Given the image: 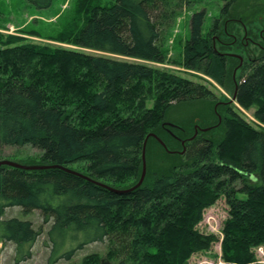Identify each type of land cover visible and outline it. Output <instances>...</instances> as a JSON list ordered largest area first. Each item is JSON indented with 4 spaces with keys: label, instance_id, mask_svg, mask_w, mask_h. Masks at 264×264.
Wrapping results in <instances>:
<instances>
[{
    "label": "trees",
    "instance_id": "1",
    "mask_svg": "<svg viewBox=\"0 0 264 264\" xmlns=\"http://www.w3.org/2000/svg\"><path fill=\"white\" fill-rule=\"evenodd\" d=\"M27 2L43 11L53 0ZM228 5L206 33L205 11L192 14L182 65L220 87L228 82L233 102L252 111L254 126L231 106H216L214 124L203 129L164 126L176 105L216 101L203 84L130 61L167 63L164 39L188 7L183 0H75L70 22L47 38L77 50L0 35V161L56 166L0 165V244L14 245L16 263L31 258L41 230L30 221L4 219L13 207L37 211L49 225L43 241L47 264L70 262L94 243L105 244L106 264H188L216 243L221 264H260L264 42L247 60L216 49L214 37ZM7 147H30L38 154L12 161L2 157ZM152 147L166 161L148 167L135 187L142 154ZM220 199L228 211L219 240L199 223ZM81 264L102 263L94 254Z\"/></svg>",
    "mask_w": 264,
    "mask_h": 264
},
{
    "label": "rangeland",
    "instance_id": "2",
    "mask_svg": "<svg viewBox=\"0 0 264 264\" xmlns=\"http://www.w3.org/2000/svg\"><path fill=\"white\" fill-rule=\"evenodd\" d=\"M177 2V0H173ZM188 7L176 16L174 23L163 43V49L167 57V63L157 64L149 61L130 60L144 64L146 66L169 72L188 80L205 85L215 95L216 101L198 102L192 104L176 105L169 112L165 119L164 126L170 125H190L191 129H203L215 122L214 110L216 106H231L235 112L242 115L244 120L251 125H257L253 118L252 111H244L238 105L232 102V89L228 82L227 88L220 87L203 77L201 74L190 72L182 65V53L189 36V23L192 14L201 10L205 11L202 24V32L206 33L211 29L214 21L219 19L224 6L228 5V14L220 19L217 36L214 37L216 49L220 52H229L243 60L255 57L264 42V0H183ZM75 0H53L49 9L37 11L31 7L27 0H0V35L13 36L23 40V43H32L38 45H48L64 49L77 50L68 44H61L47 37L54 35V32L60 31L62 26L70 22L73 14ZM38 32L40 36H34L28 32ZM248 32L251 33L247 37ZM257 33V36H256ZM238 44V45H237ZM96 56H106L92 51H84ZM109 56V55H108ZM119 59V58H118ZM121 59V58H120ZM238 73L233 70L232 79L237 78ZM147 106H152L151 102ZM219 112V109H218ZM220 120V119H219ZM162 128H164L162 126ZM165 129V128H164ZM169 132L167 129H165ZM165 131L162 130V134ZM163 137V135H162ZM172 153L171 151H168ZM166 155L167 152H164ZM3 158L17 162H26L30 157L37 155V151L30 147L3 149ZM170 155V154H168ZM9 156L13 158H8ZM35 158V157H34ZM166 161L163 159V152L152 147L144 153L145 174L150 166H160ZM153 163V164H152ZM228 208L223 199L218 200L214 206L206 209L199 223V229L203 232L212 233L221 239V227L227 218ZM17 218L24 221H30L36 230H41L40 235L32 248L31 258L27 261L16 263L14 261V245L11 243L0 244V264H47L49 249L43 244L45 232L48 224H43L37 211L23 213L20 208H8L5 211L4 219ZM220 243L212 246L208 253H198L193 255L188 264H221ZM105 244L94 243L85 246L78 251L70 262L58 261L55 264H81L84 257L89 255H98L100 262L106 264ZM217 255L213 258L212 255ZM256 256L260 264H264V249L258 248Z\"/></svg>",
    "mask_w": 264,
    "mask_h": 264
},
{
    "label": "water",
    "instance_id": "3",
    "mask_svg": "<svg viewBox=\"0 0 264 264\" xmlns=\"http://www.w3.org/2000/svg\"><path fill=\"white\" fill-rule=\"evenodd\" d=\"M241 60V58H240ZM235 99V95L232 96V102L234 101ZM169 126H173V125H170L168 124ZM151 137L155 138L158 143L164 147V144L153 134H151ZM183 144V143H182ZM0 165H7V166H10V167H14V168H19V169H24V170H43V169H48V168H55L56 166H52V167H49V166H23V165H20V164H17L15 162H11V161H7V160H3V161H0ZM75 175H78L74 172H71ZM144 174H145V163H144V152L142 154V174H141V178L139 180V182L136 184L135 187H138L141 185L142 181H143V178H144ZM80 176V175H78ZM131 189L129 190H125V191H114V193L116 194H125V193H128Z\"/></svg>",
    "mask_w": 264,
    "mask_h": 264
}]
</instances>
